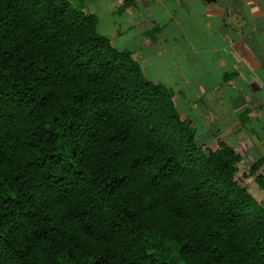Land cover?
<instances>
[{
  "label": "trees",
  "instance_id": "16d2710c",
  "mask_svg": "<svg viewBox=\"0 0 264 264\" xmlns=\"http://www.w3.org/2000/svg\"><path fill=\"white\" fill-rule=\"evenodd\" d=\"M71 0H0V264H264L223 140ZM264 158L248 176L264 189Z\"/></svg>",
  "mask_w": 264,
  "mask_h": 264
},
{
  "label": "crops",
  "instance_id": "0c3cea01",
  "mask_svg": "<svg viewBox=\"0 0 264 264\" xmlns=\"http://www.w3.org/2000/svg\"><path fill=\"white\" fill-rule=\"evenodd\" d=\"M90 1L99 32L131 50L205 140L240 152L249 139L264 158V0ZM247 187L264 203L257 182Z\"/></svg>",
  "mask_w": 264,
  "mask_h": 264
},
{
  "label": "rangeland",
  "instance_id": "374dc122",
  "mask_svg": "<svg viewBox=\"0 0 264 264\" xmlns=\"http://www.w3.org/2000/svg\"><path fill=\"white\" fill-rule=\"evenodd\" d=\"M71 1H72V3L74 5L82 6V7H84L85 5H87V4H89L91 2L90 0H71ZM198 127H199V125H198ZM196 132H197L196 133L197 134V142L199 144H203L204 146H206L208 148H216V147L219 146V141L220 140L218 141V139L221 138L220 135H217L215 140L208 141V140H205V138H203L201 136L202 133H200V129H198V131H196ZM260 139H262V141H264V138H260ZM246 140H247L246 142L245 141L243 142L244 146H242L240 149H238L239 151L241 149L243 150V151H240L242 153L243 158L239 162V170L236 173V178L240 181L241 184L249 186V184L256 183L255 180H253L252 177H249L247 175L248 171H249V168L259 157L254 156V154L250 150V146H249L250 140L249 139H246ZM237 143L242 145V142H240V141H238ZM262 167H264V163L262 164L261 169H263ZM248 189H249V187H248Z\"/></svg>",
  "mask_w": 264,
  "mask_h": 264
}]
</instances>
